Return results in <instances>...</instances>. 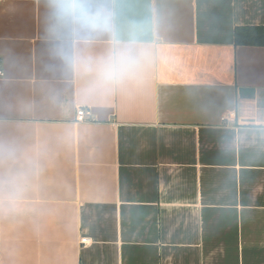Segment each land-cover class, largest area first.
<instances>
[{
  "label": "crops",
  "instance_id": "crops-1",
  "mask_svg": "<svg viewBox=\"0 0 264 264\" xmlns=\"http://www.w3.org/2000/svg\"><path fill=\"white\" fill-rule=\"evenodd\" d=\"M87 2L0 0V264H264V0Z\"/></svg>",
  "mask_w": 264,
  "mask_h": 264
},
{
  "label": "clouds",
  "instance_id": "clouds-1",
  "mask_svg": "<svg viewBox=\"0 0 264 264\" xmlns=\"http://www.w3.org/2000/svg\"><path fill=\"white\" fill-rule=\"evenodd\" d=\"M54 15L58 20H69L76 18L85 29L93 28L103 22L98 15H93L91 5L87 0H53ZM121 73L120 60L117 59L105 71L106 78Z\"/></svg>",
  "mask_w": 264,
  "mask_h": 264
},
{
  "label": "trees",
  "instance_id": "trees-1",
  "mask_svg": "<svg viewBox=\"0 0 264 264\" xmlns=\"http://www.w3.org/2000/svg\"><path fill=\"white\" fill-rule=\"evenodd\" d=\"M235 41L237 44L264 45V27H237Z\"/></svg>",
  "mask_w": 264,
  "mask_h": 264
},
{
  "label": "built area",
  "instance_id": "built-area-1",
  "mask_svg": "<svg viewBox=\"0 0 264 264\" xmlns=\"http://www.w3.org/2000/svg\"><path fill=\"white\" fill-rule=\"evenodd\" d=\"M5 76V71L2 67V64L0 62V77ZM92 120V112L90 109L85 108V107H78L76 111V121L80 123H86ZM224 121H231L234 120V113L225 115L223 117ZM82 243L83 244H90L91 239L89 237H84L82 238Z\"/></svg>",
  "mask_w": 264,
  "mask_h": 264
}]
</instances>
